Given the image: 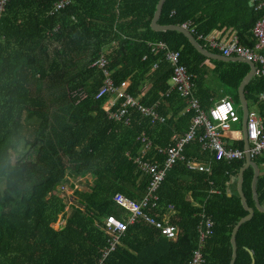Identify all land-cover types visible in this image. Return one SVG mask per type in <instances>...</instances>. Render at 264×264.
Listing matches in <instances>:
<instances>
[{"label": "trees", "instance_id": "obj_1", "mask_svg": "<svg viewBox=\"0 0 264 264\" xmlns=\"http://www.w3.org/2000/svg\"><path fill=\"white\" fill-rule=\"evenodd\" d=\"M58 1L10 0L0 18V264H188L201 215L212 221L202 264H230L232 230L249 214L236 187L246 160L216 162L196 143L186 146L184 161L167 172L157 193L159 207L150 211L160 218L173 207L168 223L180 225L177 240L134 223L105 255L106 217L127 220L112 196L140 201L146 191L148 178L133 164L142 150L140 138L166 148L172 136L185 132L179 134L191 116L177 118L186 98L174 90L165 96L171 68L151 52L150 43L162 41L179 53L201 106L211 98L199 87L209 59L181 33L152 29L159 0H70L54 13ZM254 7L252 0H164L157 23L191 22V37L217 54L199 35L227 25L243 46H253L250 31L261 15ZM100 55L112 82L127 81L126 93L145 108L156 105L163 123L151 122L134 107L126 109L128 125L107 117L104 99H95L103 76L92 64ZM248 73L249 65L231 63L222 80L237 88ZM146 82L151 86L142 95ZM263 85L252 78L245 87L247 99L257 102ZM231 147L243 150L244 143ZM145 159L163 161L152 149ZM188 160L209 164L210 175L187 170ZM253 162L259 169L257 199L264 207V155ZM253 179L249 168L242 190L254 215L236 232L234 264H264V212L255 208ZM77 180H85L87 190H74ZM62 187L73 190L69 203Z\"/></svg>", "mask_w": 264, "mask_h": 264}, {"label": "built area", "instance_id": "obj_2", "mask_svg": "<svg viewBox=\"0 0 264 264\" xmlns=\"http://www.w3.org/2000/svg\"><path fill=\"white\" fill-rule=\"evenodd\" d=\"M10 0H0V18L4 12L6 4ZM255 4V11L261 15L254 22L251 33L255 40L253 49H249L239 43L236 34L229 35L226 41L220 40L211 32L207 35H199L210 48L222 52L224 57H236L247 60L256 66L255 74L264 81V0H252ZM70 4V0H59L53 6L52 12H57ZM191 22L180 23V27L189 34L194 32ZM151 52L161 54L165 62L171 68V85L165 93L168 96L173 90L180 98H186V111L191 112L189 124L185 132L181 135H174L171 144L166 148H153L146 137H141L142 150L138 158L133 160L136 169L148 178L146 191L140 201H131L120 194H115L111 198V203L127 212L125 222L116 219L113 215H108L104 221V232L108 233L109 247L105 255L109 253L117 243L118 236L125 231L128 225L134 223L147 224L159 232L160 237L175 242L179 235L176 224H169L165 214L160 218L150 214V211L158 209L159 198L157 196L162 186L166 174L179 162H183V150L191 143H196L201 152L207 153L216 162L231 163L246 159L244 150L234 149L229 142L235 143L241 140V133L236 132L231 126L239 121L238 114L233 107L231 99L220 100L211 106L207 111L201 110L196 98L192 97L193 76L186 72L185 67L179 63V53L171 50L164 42L157 41L150 43ZM106 61L100 55L92 64L101 70L103 76L101 86L95 94V99H104L103 110L110 120L122 122L128 125L126 109L134 107L143 115L148 116L151 122H164V118L156 112V105L152 108H145L126 93L127 81L115 85L105 70ZM157 68V63L153 69ZM80 98L84 97L83 92H79ZM258 101L264 107V87L258 94ZM246 137L250 146L251 159L254 160L264 155V126L261 120L254 114L247 116ZM153 150L157 156L163 158L161 164L146 160V155ZM185 167L189 171L210 175L209 164H200L191 160L185 162ZM77 187H74V190ZM66 187L61 188V192H66ZM71 190V189H70ZM73 193V190H71ZM65 194V193H63ZM66 196V195H65ZM72 196V195H71ZM67 199V198H66ZM70 200L67 199V201ZM70 202V201H69ZM169 211H173L172 206H168ZM212 221L201 215V221L196 228V247L192 250L188 264H202L201 253L204 241L211 236Z\"/></svg>", "mask_w": 264, "mask_h": 264}, {"label": "crops", "instance_id": "obj_3", "mask_svg": "<svg viewBox=\"0 0 264 264\" xmlns=\"http://www.w3.org/2000/svg\"><path fill=\"white\" fill-rule=\"evenodd\" d=\"M232 33L236 34V36H237V38L239 40V37H238V34H237L236 30L233 29V27H231V26H227L226 25V26L222 27L221 31H212L211 32V34H214L215 36L220 38V40H222V41H226L228 39L229 35L232 34ZM250 33H251V31H250ZM249 40H253V38L251 37V38H249ZM239 43H241V42H239ZM254 44H255V42H254ZM254 44L251 47L248 46V48L249 49H253ZM241 45H242V43H241ZM204 46L206 48L210 49V50L217 51V54H214V53H211V52L207 51L208 53H210V54H212L214 56L224 57L222 55L221 51L208 47L206 45V43H204ZM225 58H227L228 60H221V59H217V58H214V59L207 58L209 60H206V61L203 62L204 66H205V68H204L205 74L203 76L201 75L202 79H199V81H201V84H199V87H200V90H203V91H206V92H203V93H200V94L209 95V97H210V92L212 90H216L220 86L228 87V89L230 91H232L233 94L225 95L224 97L220 98L218 101H212V99L209 98L207 102L205 100V104H203L202 106L200 105L199 101L198 100L197 101L199 103V106H200L201 110L207 111L211 106H213L215 103L219 102L220 100H223V99H226V98H229V99L232 100L233 107L236 110V112L238 114V117H239V121L237 123L233 124V126L237 125L238 123L242 124V128H239L238 130L234 129V130H236V132L241 133V140H239V141H237L235 143H244V149L243 150L245 151V142H244V138H245L244 137V111H245V107L246 106L248 108V114L254 113L261 120L262 125L264 126V107L259 103L258 95H257V102L254 103L251 100V98L247 99V96H246L247 92L245 91V87L250 83V80L252 78H254V77L260 78V77L257 76L255 74V72L253 73V75L249 78L250 80H249L248 84H246L245 87H244V90H243L244 96L242 98L241 95H239V86H241V84L243 83L244 80L242 81L241 84H239V86L237 88L232 85V81H229L230 82V85H229V84H227L226 82H224L222 80L224 77H228L227 74L230 71L231 63H236V62H241V61H237L236 57H225ZM215 61L223 62L224 65H220L219 63H216ZM241 63H245V62H241ZM245 64H247V63H245ZM247 65H249V64H247ZM249 72H250V67H249ZM168 84L171 85V82H168ZM150 86H151V83H149V82H146L145 84H143V86L141 88L142 95H144L149 90ZM263 87H264V85H263ZM196 90H197V88H196ZM194 92H195V89H194V84H193L192 91H191L192 97H195ZM237 104L239 106H241V108L237 109ZM251 107L253 109H251ZM187 112L190 113L189 111H186V102H185L183 108L178 112L177 118H179L180 116H183ZM188 124H189V120L186 122V126L185 127H181V129L179 130V134H181L183 132V130L187 129ZM235 143L229 142L228 145L232 146ZM172 214H173V211H168L165 214L166 219L168 220ZM176 226L178 227V230L180 232V227H179L180 225L176 224Z\"/></svg>", "mask_w": 264, "mask_h": 264}, {"label": "water", "instance_id": "obj_4", "mask_svg": "<svg viewBox=\"0 0 264 264\" xmlns=\"http://www.w3.org/2000/svg\"><path fill=\"white\" fill-rule=\"evenodd\" d=\"M164 0H159L157 7H156V11L154 13V16L151 20V27L154 31H167V30H175L179 33H181L190 43V45L195 48L200 54H202L203 56L207 57V58H217V59H221V60H228L225 57H221V56H214L210 53H208L206 50H204L201 46L198 45V43L194 40V38L191 37V35L184 29H182V27L180 26H176V25H158L157 21L158 18L160 16V12H161V8L163 5ZM237 61H241V62H245L247 64H249L250 67V72L248 74V76L244 79L243 83L241 84V86H239V95H241V97L243 98L244 94H243V90L246 84H248L249 82V78L253 75V73L256 70V67L253 63L241 59V58H236ZM247 115H248V108L247 106L245 107V111H244V142H245V152H246V165L245 167L241 170V172H239L238 175V179H237V191L239 193V196H241L242 199V203L243 206L245 208V210H247L249 212V214L244 217L243 219L239 220L238 223L234 226L232 233H231V247H232V258L230 261V264H234L235 258H236V240H235V235L236 232L239 228V226H241L245 221H247L248 219H250L253 215H254V209L251 208L248 203H247V199L243 193L242 190V182H243V176H244V172L249 169L252 168L254 170V179H253V184H252V189H253V197H254V201H255V208L258 211L264 212V208L261 207L258 203V199H257V191H256V184H257V180L259 177V169L256 166V164L253 162V160L251 159V155H250V146H249V142L248 139L246 137V122H247ZM251 256L253 257V254L250 253ZM255 263V260H253V264Z\"/></svg>", "mask_w": 264, "mask_h": 264}, {"label": "rangeland", "instance_id": "obj_5", "mask_svg": "<svg viewBox=\"0 0 264 264\" xmlns=\"http://www.w3.org/2000/svg\"><path fill=\"white\" fill-rule=\"evenodd\" d=\"M229 94H233V92L230 91L228 89V87L220 86L216 90H212L210 92V97H211L212 101H218L220 98L224 97L225 95H229ZM239 108H241V106H239L237 104V109H239ZM251 109H253V108L251 107ZM231 128L238 130L239 128H242V124L238 123L235 126L232 125ZM85 182H86L85 180H83V181L82 180H77V181H74V183H72V184H74L77 187V190H87V188H86L87 185H86ZM67 189L68 190H66V192H63V193H65L67 199L70 198V200H68V203H69V201H72V199H71L72 191L69 189V187H67ZM67 210L70 211V209H67ZM62 224H63V222H62ZM54 226L57 227L58 223L54 224Z\"/></svg>", "mask_w": 264, "mask_h": 264}]
</instances>
